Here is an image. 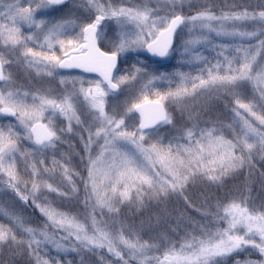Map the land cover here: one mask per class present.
<instances>
[{
	"label": "snow or ice",
	"instance_id": "6c2138e0",
	"mask_svg": "<svg viewBox=\"0 0 264 264\" xmlns=\"http://www.w3.org/2000/svg\"><path fill=\"white\" fill-rule=\"evenodd\" d=\"M0 219V264H264V0H0Z\"/></svg>",
	"mask_w": 264,
	"mask_h": 264
},
{
	"label": "rangeland",
	"instance_id": "374dc122",
	"mask_svg": "<svg viewBox=\"0 0 264 264\" xmlns=\"http://www.w3.org/2000/svg\"><path fill=\"white\" fill-rule=\"evenodd\" d=\"M176 65H177L176 59H170V60L165 61L163 63V67L166 69H173ZM20 82L25 83V80L23 77H21ZM259 194H260V189H259L258 183H254L252 186V195L254 197H258ZM0 222H3L2 219H0ZM4 258L6 259V257H4Z\"/></svg>",
	"mask_w": 264,
	"mask_h": 264
}]
</instances>
